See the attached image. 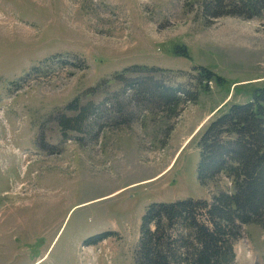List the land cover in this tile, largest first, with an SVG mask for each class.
Returning a JSON list of instances; mask_svg holds the SVG:
<instances>
[{
  "label": "rangeland",
  "instance_id": "374dc122",
  "mask_svg": "<svg viewBox=\"0 0 264 264\" xmlns=\"http://www.w3.org/2000/svg\"><path fill=\"white\" fill-rule=\"evenodd\" d=\"M202 2L0 0V264H137L152 203L232 190L225 175L200 183L196 144L264 88V15L209 21ZM133 65L191 89L198 66L224 81L177 115L143 109L93 137L61 133L59 112L103 81L106 95L117 90ZM234 248L233 264H264V225H243Z\"/></svg>",
  "mask_w": 264,
  "mask_h": 264
},
{
  "label": "trees",
  "instance_id": "16d2710c",
  "mask_svg": "<svg viewBox=\"0 0 264 264\" xmlns=\"http://www.w3.org/2000/svg\"><path fill=\"white\" fill-rule=\"evenodd\" d=\"M202 12L209 21L225 15L250 19L264 15V0H203ZM175 52L188 56L179 46ZM194 70L196 87L191 89L158 77L163 68L130 66L115 75L117 90L106 95V81L90 87V99H74L57 114L56 126L64 136L75 132L93 137L106 125H128L143 109L162 108L177 115L179 105L196 101L201 91L211 89L209 83L224 81L205 66ZM97 95L104 97L94 100ZM196 145L200 183L206 186L225 175L232 190H220L211 200L152 203L141 226L137 264H233L242 226L264 225V88L256 89L248 102L234 103L213 117Z\"/></svg>",
  "mask_w": 264,
  "mask_h": 264
}]
</instances>
